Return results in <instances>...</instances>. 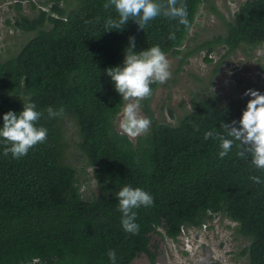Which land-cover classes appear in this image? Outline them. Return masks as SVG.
<instances>
[{
	"label": "trees",
	"instance_id": "trees-1",
	"mask_svg": "<svg viewBox=\"0 0 264 264\" xmlns=\"http://www.w3.org/2000/svg\"><path fill=\"white\" fill-rule=\"evenodd\" d=\"M22 1L9 5L14 14L5 19L28 36L16 50L0 54V123L4 113L33 102L43 112L37 126L48 135L20 159L3 155L6 146L0 143V264H111L112 251L116 264H130L142 254L155 264L152 234L176 242L183 230L201 228L216 214L233 222L234 235L247 241L237 254L247 264H264V183L250 179L264 180V171L250 156H239L236 143L221 159L219 140L205 139L209 131L230 138L227 124L246 107L245 90L264 93V79L226 102L210 91L223 60L228 64L236 49L264 50V0H244L228 18L209 0H177L187 7V27L158 16L144 29L129 20L120 32L104 31L107 19L118 18L114 7H104L107 0H26L30 15ZM201 4L218 15L223 31L196 40L188 34ZM130 36L136 51L158 45L176 59L175 75L193 56L202 54L211 63V54H219L206 89L191 92L180 115L169 108V121L155 117L150 107L156 87L165 85L153 83L151 96L140 103L150 126L134 139L115 128L124 100L105 73L122 64ZM257 70V77L264 75V63ZM48 107L60 115L48 119ZM66 120L93 168L95 195L83 196L77 169L64 160ZM124 185L154 198L151 207L135 210L140 226L135 235L124 231L117 210L116 193Z\"/></svg>",
	"mask_w": 264,
	"mask_h": 264
},
{
	"label": "clouds",
	"instance_id": "clouds-1",
	"mask_svg": "<svg viewBox=\"0 0 264 264\" xmlns=\"http://www.w3.org/2000/svg\"><path fill=\"white\" fill-rule=\"evenodd\" d=\"M105 8L114 7L118 18H109L105 22L104 31L120 32L129 20H134L144 29L150 21L158 16L175 20L178 24L189 25L188 11L184 4H177V0H107ZM175 33H169V39L174 40ZM135 37L130 36L128 45L124 49L122 64L105 69L114 90L121 96V100L128 101L122 109L123 119L121 127L130 136H137L148 130L150 119L138 115L140 103L151 96L153 83L164 84L170 77V64L166 53L154 45L143 50H135ZM248 96L246 107L238 120L227 124V137L212 131L205 133V139L215 137L219 140L218 156L222 159L231 151L234 143L242 158L250 156V163L257 170L264 171V93L258 89H246ZM60 112L52 107L47 108V118L58 117ZM43 112L37 110L33 102H23L22 110H9L2 115L0 123V143L6 146L3 155L11 153L14 159L27 155L30 149L43 144L47 140V129L37 126ZM256 183H264L259 176H251ZM117 210L121 213V226L126 233L135 235L139 232L136 222V209L148 208L154 203L152 194L140 187L124 185L117 193ZM111 264H116V253L109 252Z\"/></svg>",
	"mask_w": 264,
	"mask_h": 264
},
{
	"label": "rangeland",
	"instance_id": "rangeland-1",
	"mask_svg": "<svg viewBox=\"0 0 264 264\" xmlns=\"http://www.w3.org/2000/svg\"><path fill=\"white\" fill-rule=\"evenodd\" d=\"M15 0H0V54L5 55V50H16L25 40L28 34L21 32L5 24V19L11 18L14 14L9 5ZM213 6L224 17L228 18L236 10L237 5L244 0H209ZM38 2V0H33ZM22 10L26 14H32L30 6L26 0L22 1ZM223 31L222 23L218 15L206 6L201 4L194 19V23L189 30V37L202 40ZM192 42V41H191ZM223 53L224 50H220ZM171 77L165 85L156 87L150 101V107L155 117H164L167 121L169 108L180 115L182 108L188 107L191 92H196L199 87L206 89L208 76L219 54L212 53L213 61L207 63L203 60V55L198 54L189 59L183 69L175 75L176 59L168 56ZM223 60L219 72L213 79L210 91L217 93L222 99H234L242 87H251L264 79V75L257 70L259 63H264V50L255 47L247 48L241 46L236 49L228 58V64ZM176 76V82L170 80ZM128 103L124 101L120 112L114 120L115 128L123 131L121 127L123 114L122 109ZM138 115L144 117L139 108ZM64 129L69 146L65 154V162L73 165L77 169V177L80 192L84 197H89L97 193L96 180L93 177V168L86 165L84 158L76 146V133L70 120L64 122ZM127 134V133H126ZM134 139L136 136H130ZM234 223L226 217L216 214L212 216L201 228H188L183 230L177 241L160 238L156 234L151 235L152 251L156 254L155 264H247L244 256L237 253L246 245L247 241L237 237L233 232ZM130 264H151L148 257L142 254L134 258Z\"/></svg>",
	"mask_w": 264,
	"mask_h": 264
}]
</instances>
